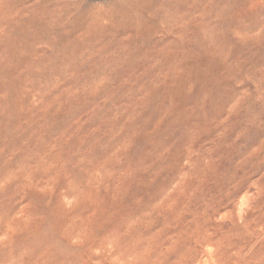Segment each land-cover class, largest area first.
Masks as SVG:
<instances>
[{
  "label": "rangeland",
  "instance_id": "obj_1",
  "mask_svg": "<svg viewBox=\"0 0 264 264\" xmlns=\"http://www.w3.org/2000/svg\"><path fill=\"white\" fill-rule=\"evenodd\" d=\"M166 1L204 41L174 76L172 54L152 51L160 14L134 36L103 23L115 0H0V237L14 255L85 256L63 232L97 196L114 212L98 234L118 222L142 264H264V0Z\"/></svg>",
  "mask_w": 264,
  "mask_h": 264
},
{
  "label": "bare ground",
  "instance_id": "obj_2",
  "mask_svg": "<svg viewBox=\"0 0 264 264\" xmlns=\"http://www.w3.org/2000/svg\"><path fill=\"white\" fill-rule=\"evenodd\" d=\"M76 1V0H75ZM153 1V0H152ZM164 1V0H163ZM168 2H169V0H167ZM166 1V2H167ZM165 2V3H166ZM171 4H172V0H171V2H170ZM159 4V3H158ZM163 4H164V2H163ZM156 5V4H155ZM165 5V4H164ZM167 5V4H166ZM13 6V5H12ZM152 6V5H151ZM59 7H61V6H59ZM164 7H166L167 8V6H164ZM173 7H175L177 10H178V8L176 7V6H172V7H170V8H173ZM169 8V5H168V9H170ZM174 9V8H173ZM172 9V10H173ZM180 9V8H179ZM180 11V10H179ZM172 12V11H171ZM174 12H176L175 11V9H174V11H173V13ZM11 15H12V13H11ZM171 15V14H170ZM176 16V15H175ZM175 16H173L172 18H175ZM160 18H161V16H160ZM159 18V19H160ZM176 19V18H175ZM175 19H173V21H175ZM171 21V20H170ZM176 22H178V20L176 21ZM181 21H179L178 23H180ZM201 25V24H200ZM3 26V25H2ZM154 26V25H153ZM155 31V30H154ZM161 50V49H160ZM160 50H159V52H160ZM166 49H164V51H165ZM168 50H166V52H167ZM166 52H164V54L163 55H165V56H168L167 54H166ZM161 53H163L162 51H161ZM168 54L170 53V52H167ZM171 55V54H170ZM167 58V57H166ZM161 59V58H160ZM171 59V58H170ZM166 60V59H165ZM164 60V61H165ZM158 63V62H157ZM176 64V63H175ZM157 67V66H156ZM193 67V66H192ZM173 68V67H172ZM171 68V69H172ZM195 68H196V66H195ZM197 69L199 70V67H197ZM165 70V69H164ZM197 70V72H199ZM192 71H193V69H192ZM202 72V71H201ZM199 76V75H198ZM5 93V92H4ZM3 95V94H2ZM190 142V141H189ZM193 142V141H192ZM196 153V152H195ZM1 154V153H0ZM181 156V155H180ZM176 159V158H175ZM174 159V160H175ZM132 160V159H131ZM159 160V159H158ZM172 161H173V159H172ZM178 161V160H177ZM181 161V160H180ZM174 162V161H173ZM173 162H171V163H173ZM176 162V161H175ZM189 162V161H188ZM136 163V162H135ZM156 163H158V162H156ZM168 163V162H167ZM161 165V164H160ZM174 165V164H173ZM126 167H129V166H127V165H125ZM148 166V165H147ZM153 166H154V164H153ZM183 166V165H182ZM190 166V165H189ZM139 167V166H138ZM143 167H146L145 165L143 166ZM151 167V166H150ZM173 167V166H172ZM175 167V166H174ZM180 167V166H179ZM130 168V167H129ZM148 168V167H147ZM160 168V167H159ZM123 169V168H122ZM126 169V168H125ZM125 169H123V170H125ZM140 169V168H139ZM144 169V168H143ZM151 169H152V167H151ZM172 169V168H171ZM121 170V169H120ZM145 170V169H144ZM154 171L156 170L157 171V169H153ZM184 170V169H183ZM155 171V172H156ZM150 173V172H149ZM148 173V174H149ZM5 174V173H4ZM148 174H147V176H148ZM153 175H154V173H152ZM8 176V175H7ZM121 176V175H120ZM155 176H156V174H155ZM3 177V176H2ZM119 177V176H118ZM139 177V176H138ZM149 177V176H148ZM120 178V177H119ZM147 178V177H146ZM153 178V177H152ZM0 179H2V178H0ZM27 179V178H26ZM136 179H138V178H136ZM8 180V179H7ZM16 180V179H15ZM119 180V179H118ZM140 180V179H139ZM148 180H149V178H148ZM152 180V179H151ZM155 180H156V178H155ZM154 180V181H155ZM170 180V179H169ZM3 181V180H2ZM164 181V180H163ZM166 181V180H165ZM4 182V181H3ZM3 182H0V183H2L3 184ZM121 182V181H120ZM149 182V181H148ZM147 182V183H148ZM171 182H172V179H171ZM141 183H142V181H141ZM150 183V182H149ZM148 183V184H149ZM143 184V183H142ZM142 184H140V185H142ZM145 184V183H144ZM147 184V185H148ZM167 184H170L169 182L167 183ZM179 184V183H178ZM175 185V187H178V188H181L180 186H184V184H186V183H183L182 185L181 184H179V185ZM1 185V184H0ZM12 185V184H11ZM116 185H118V184H116ZM137 185V184H136ZM139 185V184H138ZM139 185V186H140ZM187 185H189V184H187ZM187 185H185V186H187ZM107 186V185H106ZM105 185H104V187H106ZM165 186V185H164ZM185 186L183 187V188H185ZM2 187V186H1ZM90 187V186H89ZM108 187H109V185H108ZM118 186H116V188H117ZM151 187H153L154 188V186H151ZM162 186H160V188H161ZM188 187V186H187ZM111 188H115L114 187V185L111 187ZM139 188V187H138ZM144 188V186L142 187V189ZM146 188V187H145ZM166 189L168 188V185L165 187ZM170 189H167V190H172L171 189V187H169ZM183 188H181V189H183ZM220 188V187H219ZM107 190H108V188H106ZM118 189V188H117ZM175 189V188H174ZM173 189V190H174ZM1 190H3L2 188L0 189V192H1ZM89 190H90V188H89ZM127 190V189H126ZM145 190V189H144ZM148 191H149V189H147ZM159 190V189H158ZM163 190H164V187H163ZM166 190V191H167ZM220 190H221V188H220ZM92 191V190H91ZM91 191H89V194L91 195L92 193H91ZM120 191H122L121 189H120ZM141 190H140V188H139V192H140ZM176 191L178 192V189L176 188ZM175 191V192H176ZM179 191H180V189H179ZM183 191V190H182ZM114 192V191H113ZM116 192V191H115ZM127 192V191H126ZM157 192V191H156ZM158 192H160V191H158ZM176 192V194H177V197H179V196H181V195H179L178 196V194L179 193H177ZM217 192H218V190H217ZM220 192V191H219ZM228 192V191H227ZM122 193V192H121ZM125 193V192H124ZM140 193H143L142 191L140 192ZM146 192H144V194H145ZM153 193V192H152ZM155 193V192H154ZM166 193L168 194V192H164V195L166 196ZM173 193V192H172ZM182 193V192H181ZM231 193V192H230ZM229 192H228V194H230ZM82 194H84V193H82ZM115 194H117V197H118V194H119V191L117 190V192L115 193ZM148 194V193H147ZM146 194V195H147ZM161 194H163L162 192H160V195L159 196H161ZM123 195V194H122ZM122 195H121V197L120 198H123L122 197ZM125 195V194H124ZM150 195H151V193H150ZM156 195V193L153 195V196H155ZM164 195H163V197H164ZM175 195V193H173V196ZM183 195V194H182ZM80 196V195H79ZM85 196V195H84ZM142 196V195H141ZM157 196V195H156ZM158 196V197H159ZM167 196H169L170 197V195H167ZM185 196V195H184ZM229 196V195H228ZM66 197V196H65ZM67 197H69V196H67ZM82 197V196H81ZM95 197H97V196H94V198L92 199L93 201H92V203H91V205H92V208L91 207H89V206H84V207H82V209L84 210L85 209V211H89L90 212V214L88 213V214H85L84 213V211H82L81 212V216L78 218V222H79V224H76L75 223V221L77 222V219H76V217H74L73 218V216H72V218H71V220H69L70 221V225H69V229H66V231L65 232H63L64 233V238L65 239H73V240H76V241H79L81 244L79 245V247H78V250L77 251H83V250H86V249H88V250H86L87 252H86V255L85 256H82V255H77V254H74V255H72V259L74 260V263H73V261H72V263L73 264H76L77 262L76 261H78L81 257L82 258H86V259H89V262L90 263H84V264H142L141 263V259H142V257H141V255H143V252L141 253V251L139 250L140 248H138V246L136 245V242H134L132 239H126L125 237L123 238L121 235H120V229L118 230V222L117 223H112L111 224V228H110V230H108L107 229V231L105 230V232H102V233H100V234H98L99 233V231H100V228H97L96 229V221H99V220H105L106 218H107V220L110 218V217H108L109 216V214H110V212H112V211H110L109 212V214L108 213H104L102 210H101V207L99 206L100 204V202L102 201H99V200H97V199H99V198H95ZM113 197V196H112ZM116 197V198H117ZM139 197H140V195H139ZM147 197H150V196H148L147 195ZM152 197V196H151ZM150 197V198H151ZM177 197H173L172 199H173V201H174V198L176 199ZM119 198V199H120ZM138 198V197H137ZM181 198V197H180ZM65 199V198H64ZM112 199H114V198H112ZM147 199V198H146ZM155 199H158V198H155ZM161 199H162V196H161ZM178 199V198H177ZM5 200V199H4ZM160 200V198L158 199V200H154L155 202L156 201H159ZM179 200V199H178ZM99 203H98V202ZM118 201V200H117ZM121 201H123V199L121 200ZM138 202H140V200H137ZM137 201H135V202H137ZM146 201V200H145ZM168 201V200H167ZM167 201H164L165 202V204H166V202ZM170 201V200H169ZM169 201H168V205L170 204L169 203ZM66 202V201H65ZM68 202V201H67ZM66 202V203H67ZM81 202V201H80ZM79 202V203H80ZM130 202H131V200H130ZM154 202V203H155ZM159 202H163L162 200L161 201H159ZM158 202V203H159ZM171 202V204H172V201H170ZM174 202H177V200L176 201H174ZM60 203V202H59ZM58 203V205H60ZM78 202H77V198H76V201H75V199H72L71 200V202H69L68 204H66V207H67V209H68V211L70 210V209H72V208H74V207H76V206H78V204H79ZM117 203V202H116ZM150 203V202H149ZM154 203L152 204V207H157V204L158 203H155L156 205L155 206H153L154 205ZM187 203V202H186ZM191 204H192V202H190ZM143 204V203H142ZM142 204H140V203H138L137 205H142ZM151 204V203H150ZM162 204V203H161ZM161 204H158V207L160 206L161 207ZM175 204V203H174ZM189 205L190 206V208H192L191 206L192 205ZM65 205V204H64ZM112 205V204H111ZM127 205H129L128 203H127ZM147 205H149L148 203H147ZM163 205V204H162ZM167 205V206H168ZM173 205V204H172ZM171 205V206H172ZM177 205V204H176ZM176 205H175V208H176ZM195 204H193V206H194ZM80 206H82V204H80ZM80 206H79V208H80ZM165 205H163L162 207L163 208H167V207H164ZM215 206V205H214ZM59 207V209L60 208H62L63 207V204H61L60 206H58ZM66 207L64 206V208L66 209ZM122 207V206H121ZM128 207V206H127ZM142 207V206H141ZM149 207V206H148ZM156 208V210L155 211H157L159 208ZM178 207V206H177ZM77 208V207H76ZM111 208V207H110ZM113 208V207H112ZM123 208V207H122ZM126 207L124 206V209H125ZM130 208H132V206L130 207ZM163 208H161V209H163ZM173 208H174V206H173ZM185 208H187V207H185ZM190 208H188V209H190ZM81 209V208H80ZM124 209H123V212H122V215H123V213H124ZM137 209V208H136ZM146 209V208H145ZM153 209V208H152ZM181 209H182V207H181ZM180 209V210H181ZM24 210V209H23ZM62 210V209H61ZM111 210V209H110ZM115 209L113 208V211H114ZM129 210V208L126 210V214L128 213L127 211ZM150 210H151V207H150ZM167 210V209H166ZM14 211V210H13ZM28 211V210H27ZM67 211V212H68ZM121 211V210H120ZM131 211V210H130ZM144 211V210H143ZM142 211V208H141V213H145V211L143 212ZM147 211V210H146ZM154 211V209L151 211V212H149L148 211V213L149 214H151L152 212H155ZM159 211V210H158ZM203 211H204V209H203ZM62 213H63V210L61 211ZM65 212V211H64ZM66 212V213H67ZM70 212V211H69ZM118 212V211H117ZM136 212V211H135ZM177 212H178V210H177ZM220 212V211H219ZM226 212V211H225ZM228 212V211H227ZM30 213V212H29ZM65 213V214H66ZM73 213V212H72ZM114 213V212H113ZM113 213H111L110 215H112ZM147 213V214H148ZM159 213V212H158ZM157 213V214H158ZM126 214H124L125 216H127L128 214H130V212L126 215ZM136 215L137 214H139V213H135ZM147 214L145 215L144 214V219H145V216H147ZM156 214V215H157ZM52 215V214H51ZM57 215V214H56ZM73 215V214H72ZM121 215V216H122ZM131 215V214H130ZM133 215V214H132ZM152 215H153V213H152ZM53 216H54V214H53ZM65 216V215H64ZM66 216H69L68 214L66 215ZM76 216V215H75ZM117 216H119V214L117 215ZM139 216H140V214H139ZM149 216V215H148ZM158 216V215H157ZM194 216V215H193ZM2 217V216H1ZM131 219H132V217L131 216H129ZM138 217V216H137ZM142 216H140V221H142L141 218ZM151 217H153V216H151ZM151 217H148L149 219L151 218ZM63 218V217H62ZM68 218V217H67ZM118 218V217H117ZM130 218H125V219H127L126 221L128 222V219H130ZM148 218H146V219H148ZM180 218V217H179ZM181 218H183V217H181ZM194 218V217H193ZM65 219V218H64ZM69 219V218H68ZM112 219V218H111ZM134 219H135V217H134ZM154 219H155V217H154ZM100 221V227H101V224H102V226H103V224H104V222H106V221ZM133 220V219H132ZM131 220V221H132ZM138 219L136 218L135 219V221L137 222V223H135V221L133 220V222L135 223V225L137 224V225H139L138 224V222H140L139 220L137 221ZM151 220H153L152 218H151ZM151 220H150V222H151ZM180 220V219H179ZM183 220V219H182ZM201 220V219H200ZM66 221V220H65ZM110 221V220H109ZM131 221H130V223H131ZM145 221V220H144ZM147 221V220H146ZM202 222H203V220H201ZM200 221V222H201ZM62 222V221H61ZM132 222V223H133ZM143 222V221H142ZM153 222L154 221H152V226H153ZM199 222V221H198ZM67 223V222H66ZM123 223H124V221H123ZM129 223V222H128ZM129 223V224H130ZM190 223V222H189ZM61 224V223H60ZM188 224V223H187ZM201 224H203V223H201ZM200 224V225H201ZM36 225V224H35ZM120 225V224H119ZM148 225V224H147ZM63 226V225H62ZM131 228H133V230L135 229L134 227H133V225L131 224V225H129ZM149 226V225H148ZM137 227V226H136ZM184 227H186V226H184ZM187 227H189V226H187ZM192 227H195L194 225L192 226ZM102 228V227H101ZM130 228V229H131ZM141 228V227H140ZM61 230V229H60ZM60 230H59V232H60ZM132 230V229H131ZM138 230H140L139 229V226H138ZM151 230V229H150ZM190 230V229H189ZM122 231H123V229H122ZM122 231H121V233H122ZM125 231V230H124ZM126 231H128L129 232V228L126 226ZM134 231H136V230H134ZM133 231V232H134ZM183 231V230H182ZM195 232H197V234H198V231H196V230H194ZM132 232V231H131ZM189 232V231H188ZM194 232V233H195ZM4 234H5V232H3ZM35 233V232H34ZM179 233H181V232H179ZM199 233H200V231H199ZM203 233V232H202ZM35 234H37L38 235V233H35ZM136 234H138V232L136 233ZM183 234H184V232H183ZM188 234H190V233H188ZM201 234V233H200ZM34 235V234H33ZM124 235V234H123ZM128 235V234H127ZM131 236H129L130 238L132 237V235H134V234H130ZM187 235V234H186ZM36 236V235H35ZM125 236H126V233H125ZM177 236H178V234H177ZM180 236V235H179ZM197 236V235H196ZM198 236H200V235H198ZM197 236V237H198ZM41 237H42V235H41ZM182 237V236H181ZM202 237H204V236H202ZM36 238V237H35ZM42 238H44V237H42ZM47 238V237H46ZM200 238V237H199ZM45 239V238H44ZM51 239V238H50ZM137 239H138V237H137ZM136 239V240H137ZM210 239V238H209ZM38 240V239H37ZM140 240V239H139ZM138 240V241H139ZM200 240V239H199ZM213 240V239H212ZM220 240V239H219ZM27 241V240H26ZM35 241V240H34ZM40 241H42V240H40ZM39 241V242H40ZM50 241V240H49ZM179 241V240H178ZM209 241V240H208ZM207 241V242H208ZM30 242V241H29ZM38 242V243H39ZM186 242V241H185ZM185 242H183L184 244H185ZM200 242V241H199ZM26 243V242H25ZM31 243V242H30ZM43 244H44V241L42 242ZM45 243H47V241L45 240ZM69 243H71V241L69 242ZM176 243V242H175ZM22 244H23V242H22ZM32 244H34V243H32ZM36 244V243H35ZM51 244H54V245H56L57 246V242H56V244L55 243H53V242H51ZM170 244V243H169ZM172 244V243H171ZM174 244V243H173ZM179 244H181V242L179 243ZM21 245V244H20ZM26 245H27V243H26ZM37 245V244H36ZM53 245V246H54ZM76 245V244H75ZM175 245V244H174ZM24 246H25V244H24ZM42 246V245H41ZM48 246V245H47ZM50 246V245H49ZM52 246V247H53ZM56 246H54V247H56ZM77 246V245H76ZM150 246V245H149ZM148 246V247H149ZM26 247V246H25ZM169 247V246H168ZM37 247H35V249H36ZM43 248V247H42ZM96 249V250H98L99 251V253H97L96 251V253L97 254H94L95 252H93L92 253V250L93 249ZM142 248V247H141ZM152 248H153V246H152ZM165 248V247H164ZM177 248V247H176ZM29 249V248H28ZM31 249H32V247H31ZM40 249V248H39ZM52 248H50L48 251H50L49 253L50 254H47L46 253V255H48V256H46V255H43V256H39V257H30V255L29 254H24V255H14L13 254V249H10V248H7L6 247V245L3 243V242H0V264H38L37 263V261L40 263V264H64V262L63 261H59V259L61 258V255L63 254V253H58V252H56L57 253V255L59 254L60 256H56L55 255V253H54V249L53 250H51ZM58 249V248H57ZM94 249V250H95ZM175 249V248H174ZM185 249H187V248H185ZM15 250V249H14ZM41 250H43V249H41ZM148 250H150V249H148ZM168 250V249H167ZM170 250H172V248L170 249ZM208 250V249H207ZM35 251V250H34ZM34 251L32 250L31 251V253H34ZM169 251V250H168ZM175 251H176V249H175ZM186 251V250H185ZM150 252V251H149ZM184 252V251H183ZM207 252V251H206ZM16 253H18L17 251H16ZM20 253V252H19ZM29 253V252H28ZM36 253V252H35ZM166 253V252H165ZM164 253V254H165ZM185 254V253H184ZM145 255H147L146 257H148V255L149 254H146L145 253ZM144 255V256H145ZM32 256V255H31ZM64 256V255H63ZM151 256V255H150ZM149 256V257H150ZM187 256V255H186ZM64 257H66V256H64ZM163 257V256H162ZM165 257V256H164ZM188 257V256H187ZM144 259V258H143ZM147 258H145V260H146ZM150 259H151V257H150ZM153 259V258H152ZM168 259V258H167ZM83 260V259H82ZM169 260V259H168ZM164 261H165V259H164ZM76 262V263H75ZM80 262V261H79ZM145 262H147V260L145 261ZM152 262V261H151ZM176 262V261H175ZM72 263H70V264H72ZM80 263H82V262H80ZM153 263H154V261H153ZM168 263V262H167ZM166 263V264H167ZM172 263V262H171ZM170 263V264H171ZM179 263V262H178ZM175 264V263H174ZM192 264V263H191Z\"/></svg>",
  "mask_w": 264,
  "mask_h": 264
},
{
  "label": "clouds",
  "instance_id": "obj_3",
  "mask_svg": "<svg viewBox=\"0 0 264 264\" xmlns=\"http://www.w3.org/2000/svg\"><path fill=\"white\" fill-rule=\"evenodd\" d=\"M101 18L104 24L112 27H119L122 20L128 21V29L133 35H138L136 31L137 22L141 29L150 28L149 21L155 19L160 14L159 31L157 36L162 41L159 47L152 49L153 53L159 49H167L173 59L176 61L175 70L169 73L170 76L176 75L185 59L189 60L194 55H199L197 49H201L204 43L202 37L197 38L192 34L191 29H186L183 23H170L171 11L164 7L163 0L161 3L151 6V0H115L114 3L105 5L100 4ZM190 7V6H189ZM178 21H185V13L177 15ZM264 28V26H262ZM264 195V192L258 193ZM6 237H0L3 242Z\"/></svg>",
  "mask_w": 264,
  "mask_h": 264
}]
</instances>
